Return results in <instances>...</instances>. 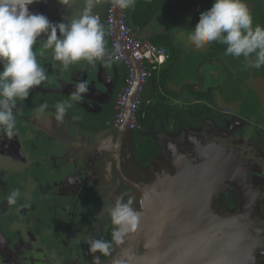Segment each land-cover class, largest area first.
Segmentation results:
<instances>
[{
    "label": "flooded vegetation",
    "instance_id": "flooded-vegetation-1",
    "mask_svg": "<svg viewBox=\"0 0 264 264\" xmlns=\"http://www.w3.org/2000/svg\"><path fill=\"white\" fill-rule=\"evenodd\" d=\"M51 1L37 0L28 6L29 11L42 14ZM70 1L82 11L84 0H80L79 9L76 0ZM110 3L101 0L93 8L107 42L105 17ZM40 44L41 38L34 49ZM38 60L41 63V57ZM67 75L77 83L88 77L84 73L76 78L65 70L54 79L48 76L26 99L17 100V134L8 138L0 133V264H93L94 255L100 257V264H122L124 258L118 259L121 248L136 254L141 251L146 218L156 213L158 203L168 215L182 216L178 227L185 234L196 233L202 225L218 233L236 232L241 240L252 235L255 246L245 264H264L263 132L245 145L230 129H208L209 134L201 139L207 157L194 160L202 165L197 170L185 162L186 151L193 149L190 134L177 133L175 144L168 141L170 131L163 122L149 127L143 122L138 130L124 128L120 135L112 116L104 129L87 121L89 113L84 111L91 109L70 100L74 86L63 80ZM61 94L66 100L55 99ZM58 102L72 105L63 122L55 119ZM41 104L48 105L43 113L38 111ZM86 126L93 136L82 133L89 130ZM211 139L212 146L207 143ZM143 142L151 147L144 158L139 153ZM173 147L178 155H171ZM189 170L200 178L195 180ZM194 183L199 191L192 196L200 204L195 217L188 219V210H182L189 209L185 196ZM14 189L20 190V196L17 204L10 206L6 197ZM121 196L125 202L131 197L140 213L137 229L129 232L122 244H113L110 255L90 253L87 238L111 240L116 226L107 209ZM243 220L236 225L235 221Z\"/></svg>",
    "mask_w": 264,
    "mask_h": 264
},
{
    "label": "clouds",
    "instance_id": "clouds-1",
    "mask_svg": "<svg viewBox=\"0 0 264 264\" xmlns=\"http://www.w3.org/2000/svg\"><path fill=\"white\" fill-rule=\"evenodd\" d=\"M37 0H0V133L8 138L17 134V100L26 99L35 86L48 79V74L38 57L50 53L51 59L59 63L62 70L85 62L95 65L106 56L105 32L93 8L101 0H84L82 11L67 22L53 23L39 13H31L28 6ZM67 4L68 0H59ZM114 7L134 8L136 0H111ZM59 33V35H58ZM43 38L38 49V39ZM196 50L213 42L226 46L225 54L234 58L243 57L246 66L260 69L264 66V26L253 25V17L243 0H213L211 7L203 11L195 28L187 37ZM167 60V59H166ZM88 84L80 81L70 93V100L81 102L88 93ZM71 103L54 105L55 119L63 122ZM48 108L41 104L43 113ZM263 130V129H262ZM263 132V131H262ZM20 190H11L6 197L8 205H16ZM111 223L116 226L111 240L86 239L90 253L111 254L113 244L124 242L129 232H134L140 221V213L133 207V199L127 202L121 196L107 209ZM93 264H100V257H93Z\"/></svg>",
    "mask_w": 264,
    "mask_h": 264
},
{
    "label": "crops",
    "instance_id": "crops-1",
    "mask_svg": "<svg viewBox=\"0 0 264 264\" xmlns=\"http://www.w3.org/2000/svg\"><path fill=\"white\" fill-rule=\"evenodd\" d=\"M109 1L111 2V0ZM183 2L187 5L182 6ZM138 3L146 4L149 8L142 11L147 17L144 15V19L138 20V22L142 21L141 26L132 24V13H135V7L128 9V21L132 32L144 40L164 46L168 51L166 62L148 77L144 86L145 89L142 92L141 102L147 110L146 122L148 127L153 123L163 122L164 128L170 131L168 141H174L175 144L177 133L182 136L190 134L193 149L192 151L185 150L187 152L186 160H188L185 162L189 163L190 167H198L197 170H201L202 165L200 163L196 164L194 160L199 159V157H207L204 151L206 149L204 140L201 139L209 134L208 129L213 132L216 129H230L233 131L234 137L237 140L240 138L245 145L248 143L247 140L257 137L258 133L261 134L260 131L262 132L263 127L261 129L255 126L252 132L247 131L246 118L238 113L228 114L232 110L227 108V104L239 99V97L231 95L232 89L229 86L232 83L231 77H228L225 72L224 74H217L220 77L219 81H213L211 75L207 76L205 74L207 70H205V65L202 66L204 63L202 55L204 53L209 55L217 48L214 47L215 50L213 48H207L203 51L197 50L198 58L192 57L189 51L184 52L183 50V46L191 49L189 46H192L188 43L187 37L198 23L200 14L211 7L213 0L206 2L203 0H136L135 6ZM75 4L79 9L81 1L76 0ZM72 6L70 0L67 4H61L59 0H54L44 6L46 9L43 10L42 14L53 23L63 22L64 18L67 22L70 17L78 13L77 8ZM93 13L95 14L94 9ZM105 42L106 56L104 60L97 61L95 67L91 65L90 67L93 66V69L89 68V65H86L85 62H81L65 70V72L72 71L73 76H76V78L78 75L83 76L84 73H87L88 77H86L85 82L89 85V82L95 79L93 88H89L87 93L88 98L81 101L80 106H87L91 109L90 111H84L87 115L89 113V120L87 121L95 122V125H100L102 129L107 126V120L115 111V106L113 107L115 104L114 98L118 93L117 91L124 84L126 72L124 65L113 58L109 42L106 39ZM212 44L214 45V43ZM210 61L213 65H218L219 62L221 64L225 63L231 69L240 68V72L246 73L247 61L243 57L234 58L222 51L220 57ZM41 64L46 69L48 76H51V78L59 77L62 69L59 67L58 62L52 61L50 53H46L44 57H41ZM213 71L215 70L213 69ZM65 75L62 74L61 77ZM53 79H51V82ZM63 80L70 81L68 75ZM262 84L264 92V82ZM51 85L55 86L53 82ZM244 87L241 85L242 89ZM70 90L74 91L75 88L71 87ZM227 91L230 92L228 95L225 93ZM55 99L64 101L66 96L61 94ZM193 99L200 103L203 99L208 102L211 99L213 104L209 102V106H212V111L207 110L205 113L196 110L189 111L191 108L184 107V105L186 106L184 100L193 101ZM219 100L224 103H218ZM180 106L184 108L181 109ZM178 108L180 112H178ZM213 109H217L218 112H214ZM78 119L82 120L79 117ZM207 143L212 146L214 139L209 140ZM193 151L196 154H193ZM174 154L178 155V152L173 147L171 155ZM190 173L198 175L192 170Z\"/></svg>",
    "mask_w": 264,
    "mask_h": 264
},
{
    "label": "water",
    "instance_id": "water-1",
    "mask_svg": "<svg viewBox=\"0 0 264 264\" xmlns=\"http://www.w3.org/2000/svg\"><path fill=\"white\" fill-rule=\"evenodd\" d=\"M94 80L92 79L89 82L88 88H93ZM69 82L75 88L77 81L71 79ZM87 98L86 94L84 99ZM127 117L128 115H126L122 125L116 128L120 135L122 130L127 128ZM86 127L89 130L84 129L83 133L87 137L93 136L92 129L89 126ZM232 175L234 176L235 173ZM193 176L195 180L200 178V176L197 177L194 174ZM210 178H213V176ZM198 191L199 185L194 183L188 188V195L185 196V204L189 201V209H183L182 211L186 212L188 210V219L195 217V211L198 209L197 204H200L197 197L196 201L192 196ZM155 211L154 215H148L146 218L147 227L142 231L144 239H141L143 245L141 251L136 254V252L132 253L125 248H121L118 259L124 258L122 264H245L251 256L252 247L255 246L253 244L255 237L252 235H250L251 237L245 235L246 238L241 240L236 232L233 234L232 232L218 233L214 229L206 230L205 226L202 225L196 233L185 234L178 227L181 215L178 217L168 215L162 203L156 205ZM160 211H164L162 215H159L162 213ZM245 221H235V223L240 225V222ZM250 226H253V224ZM207 245L216 248L210 255L203 252V249L207 248L209 250ZM141 253H143V256L140 257Z\"/></svg>",
    "mask_w": 264,
    "mask_h": 264
},
{
    "label": "built area",
    "instance_id": "built-area-1",
    "mask_svg": "<svg viewBox=\"0 0 264 264\" xmlns=\"http://www.w3.org/2000/svg\"><path fill=\"white\" fill-rule=\"evenodd\" d=\"M105 24L112 56L126 69L124 84L115 97L112 124L115 128L120 127L128 115L127 128L138 130L144 117L143 112L139 113L144 86L152 71L166 62L167 50L135 35L129 25L128 9L114 7L112 2L106 10ZM262 131L264 135V128Z\"/></svg>",
    "mask_w": 264,
    "mask_h": 264
},
{
    "label": "rangeland",
    "instance_id": "rangeland-1",
    "mask_svg": "<svg viewBox=\"0 0 264 264\" xmlns=\"http://www.w3.org/2000/svg\"><path fill=\"white\" fill-rule=\"evenodd\" d=\"M183 1V0H182ZM203 1H211V0H203ZM245 4H247L249 11L252 14L253 17V25H264V0H243ZM184 3V2H183ZM181 4V3H180ZM263 20V21H262ZM213 44L207 45L205 48L200 49V51L206 50L207 48L211 49L214 47L217 48L214 52L210 53L209 55H206L204 53L202 55L203 64L205 65V70L208 75H211L212 80H220V77L217 74H225L232 79V83L229 85L232 89L231 95H235L239 97V99L235 102L226 103L227 108L231 109V113L228 114H235L238 113L242 117L247 119L246 123V129L247 131L250 130L252 132V129L255 128V126L264 128V92H263V82H264V66H262L260 69L250 68L246 66V73L240 72V68H234L231 69L230 67H227L225 63L221 64L219 62L218 65H213L211 59L218 58L221 56L222 51L225 52L224 45L218 44L213 42ZM184 47V52L189 51L191 53L192 57L198 58L197 50L192 46L188 49L186 46ZM210 57V58H209ZM240 60V59H239ZM222 61V60H221ZM202 62V61H200ZM223 62V61H222ZM213 69L215 71H213ZM245 86L243 89L241 88V85ZM145 89V88H144ZM227 95L230 92H225ZM204 97L206 98V95L204 94ZM186 105H191L197 101L195 99L192 100H184ZM202 104H199V106L192 107L191 110H196L198 112L205 113L207 110H211L212 106H209V102L212 100L209 99V102L205 99L201 100ZM214 101V100H213ZM218 103H222V100H219ZM220 104V105H221ZM185 106V105H184ZM214 108V107H213ZM214 112H218L217 109H213ZM195 113V112H193ZM221 114V113H220ZM261 132V131H260ZM264 136V135H263ZM178 141V140H177ZM142 143V146L139 147V153L144 157H146V152H148L147 144ZM178 143V142H177ZM32 184V181H29ZM248 251V250H247ZM250 252V250H249Z\"/></svg>",
    "mask_w": 264,
    "mask_h": 264
},
{
    "label": "trees",
    "instance_id": "trees-1",
    "mask_svg": "<svg viewBox=\"0 0 264 264\" xmlns=\"http://www.w3.org/2000/svg\"><path fill=\"white\" fill-rule=\"evenodd\" d=\"M190 2V1H189ZM189 2H188V4H189ZM187 5V3H183L182 4V6H186ZM147 8H149L148 7V5H146V4H143V3H138L136 6H135V13H132V24L133 25H136V24H139V26H141L143 23H142V21H140V22H138V20H140V19H144V13L142 12L143 10H147ZM145 17H147L146 15H145ZM263 21V20H262ZM130 25V24H129ZM261 26H264V25H262L261 24ZM168 52V51H167ZM168 55V54H167ZM125 71H126V69H125ZM153 72H155V70L154 71H152V73ZM152 73H151V75H152ZM125 76H126V72H125ZM125 76H124V78H125ZM153 76H154V74H153ZM142 101V100H141ZM199 104H202V103H200V102H195V103H193V104H191V105H186V106H184V107H189V108H192V107H195V106H199ZM183 106H180V108L182 109V108H184ZM145 110V111H144ZM144 113V117L141 119V122L143 123V122H146V117H147V110L144 108V106L142 105V102L140 103V106H139V113L141 114V113ZM178 112H180V110H179V108H178ZM148 151L149 150H151V148H149L148 147V149H147Z\"/></svg>",
    "mask_w": 264,
    "mask_h": 264
},
{
    "label": "bare ground",
    "instance_id": "bare-ground-1",
    "mask_svg": "<svg viewBox=\"0 0 264 264\" xmlns=\"http://www.w3.org/2000/svg\"><path fill=\"white\" fill-rule=\"evenodd\" d=\"M207 246H209V245H207ZM204 247H205V245H204ZM214 250H216V248L209 246V250H207V248H206L205 250L203 249V252L210 255V253L214 252ZM201 255H202V252H201Z\"/></svg>",
    "mask_w": 264,
    "mask_h": 264
}]
</instances>
